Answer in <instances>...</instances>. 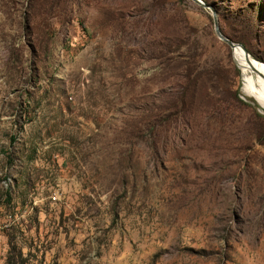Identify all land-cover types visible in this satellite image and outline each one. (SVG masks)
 <instances>
[{
    "label": "rangeland",
    "instance_id": "obj_1",
    "mask_svg": "<svg viewBox=\"0 0 264 264\" xmlns=\"http://www.w3.org/2000/svg\"><path fill=\"white\" fill-rule=\"evenodd\" d=\"M201 1L264 63V0ZM240 86L191 0H0V264H264Z\"/></svg>",
    "mask_w": 264,
    "mask_h": 264
},
{
    "label": "bare ground",
    "instance_id": "obj_2",
    "mask_svg": "<svg viewBox=\"0 0 264 264\" xmlns=\"http://www.w3.org/2000/svg\"><path fill=\"white\" fill-rule=\"evenodd\" d=\"M233 58L237 63L241 77V94L264 110V63L248 58L239 47L232 48Z\"/></svg>",
    "mask_w": 264,
    "mask_h": 264
},
{
    "label": "water",
    "instance_id": "obj_3",
    "mask_svg": "<svg viewBox=\"0 0 264 264\" xmlns=\"http://www.w3.org/2000/svg\"><path fill=\"white\" fill-rule=\"evenodd\" d=\"M193 1L195 4L203 7V8H207L211 11V15H212V19H213V22H214V30H215V33L217 35V37L219 39H221L223 42H225L231 49L234 48V47H239L242 49V51L244 52L245 56L248 58V56L250 55L247 50L243 47V45L239 44V43H235L233 41H231L230 39H228L227 37L223 36L219 30V27H218V22H217V17H216V13L215 11L213 10V8L211 6H208L206 4H204L201 0H191ZM251 56V55H250ZM252 57V56H251Z\"/></svg>",
    "mask_w": 264,
    "mask_h": 264
},
{
    "label": "trees",
    "instance_id": "obj_4",
    "mask_svg": "<svg viewBox=\"0 0 264 264\" xmlns=\"http://www.w3.org/2000/svg\"><path fill=\"white\" fill-rule=\"evenodd\" d=\"M242 45H243V47L246 49V50H248V48H247V46L244 44V43H242V42H240ZM10 260V258L7 260V263L6 264H9V261Z\"/></svg>",
    "mask_w": 264,
    "mask_h": 264
}]
</instances>
